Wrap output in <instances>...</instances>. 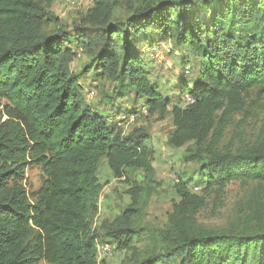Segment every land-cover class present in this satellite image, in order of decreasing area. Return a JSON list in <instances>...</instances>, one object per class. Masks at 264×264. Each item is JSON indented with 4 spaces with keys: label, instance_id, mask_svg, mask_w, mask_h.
<instances>
[{
    "label": "trees",
    "instance_id": "trees-1",
    "mask_svg": "<svg viewBox=\"0 0 264 264\" xmlns=\"http://www.w3.org/2000/svg\"><path fill=\"white\" fill-rule=\"evenodd\" d=\"M52 2L0 0V264H99L104 244L132 254L133 264H264V225L212 232L198 224L207 197L220 209L234 182L256 184L246 206L264 207V125L253 148H219L243 110V95L264 94V0H137L127 4V18L117 17L118 0H94L73 29L46 10ZM51 25L54 32L46 33ZM144 41H172L188 51L178 102L152 82ZM78 50L98 77L142 103L126 114L140 118L146 108L148 117L163 120L170 113L169 145L200 146L192 156L201 163L198 179L176 184L165 228L135 225L146 191L141 180L118 218L92 226L101 161L116 179L141 172L151 180L153 148L144 129L126 136L114 115L86 104L71 69ZM185 94L193 104H185ZM32 167L42 174L34 196L23 186Z\"/></svg>",
    "mask_w": 264,
    "mask_h": 264
},
{
    "label": "rangeland",
    "instance_id": "rangeland-1",
    "mask_svg": "<svg viewBox=\"0 0 264 264\" xmlns=\"http://www.w3.org/2000/svg\"><path fill=\"white\" fill-rule=\"evenodd\" d=\"M136 1L118 0L117 17L122 15L127 18L129 16L127 4ZM93 6L94 0H53L46 6V10L57 18L60 24L73 29L83 25L82 20ZM54 29V25H51L45 29V32L52 33ZM140 46L143 56L148 58L147 69L152 82L158 85L164 96L172 98L174 103L178 102V97L175 98L180 87L178 78L186 74L182 60L189 55L188 51L176 48L172 41H144ZM91 64V58L78 50V56L75 57L71 67L73 74L79 78L86 104L104 116L114 115L119 123L122 114L138 109L142 103L139 104L134 100L129 89L119 91L121 86L118 85L116 88V84L98 77ZM187 77L192 78L191 74ZM188 84L191 86L192 81H188ZM243 100V110L233 117L220 144L219 148L223 151L253 148L263 136L264 94L251 90L243 95ZM122 128L126 136L138 128L149 133L153 148L152 179L147 180L145 174L141 172L131 175L128 181L116 179L108 167L107 160L103 159L98 173V181L102 189L97 200L98 210L90 218L92 226L100 228L102 223L113 222L118 218L132 202L128 192L137 185V180H141L146 185V191L140 200L143 211L136 214L135 225L148 223L165 228L169 224L168 216L173 211V203L177 200L173 180L179 183L186 179H198L201 163L193 160L192 156L197 154L200 146L191 143L184 148L174 149L169 145L168 141L174 130L170 113L163 120L158 119L157 116H140L137 122L129 126L123 125ZM41 183L42 174L38 167H32L25 172L23 186L31 196L36 194ZM255 187L256 184L252 182L230 184L226 188L225 198L218 202L220 209L214 196L207 197L206 208L198 214V224L212 232H222L230 228L242 229L250 223L254 226L264 225V207L253 203L255 208L249 210L246 206L251 200L250 194ZM191 189L199 194L202 193L201 189L194 186ZM138 245L142 252L145 245ZM111 247L113 249L111 256L103 258L99 264H133L132 254L127 256ZM98 258H101L99 251Z\"/></svg>",
    "mask_w": 264,
    "mask_h": 264
},
{
    "label": "built area",
    "instance_id": "built-area-1",
    "mask_svg": "<svg viewBox=\"0 0 264 264\" xmlns=\"http://www.w3.org/2000/svg\"><path fill=\"white\" fill-rule=\"evenodd\" d=\"M183 99H184L185 104H193L194 103V99H192L191 96L188 94L186 96H184ZM141 112L143 115H147L146 109H143ZM138 117H139L138 114H122L120 120H118V121H120L119 126L122 128L123 125L129 126L131 124H134L137 121ZM176 183H178V182L173 180L174 186H176L175 185ZM98 251L101 254V258H99V262H100V260H102L103 258L110 257L112 252H113V249H112L111 245L104 244V245L98 246Z\"/></svg>",
    "mask_w": 264,
    "mask_h": 264
},
{
    "label": "clouds",
    "instance_id": "clouds-1",
    "mask_svg": "<svg viewBox=\"0 0 264 264\" xmlns=\"http://www.w3.org/2000/svg\"><path fill=\"white\" fill-rule=\"evenodd\" d=\"M143 109H146V108H143ZM143 109H142V110H143ZM142 110H141V111H142ZM146 111H147V110H146ZM124 114H126V113H124ZM133 114H135V113H133ZM141 114H142V112H141ZM138 115H140V114H138ZM142 115H143V114H142ZM147 115H148V114H147ZM147 115H143V116H147ZM138 119H139V117H138ZM138 119H137V120H138ZM136 122H137V121H136Z\"/></svg>",
    "mask_w": 264,
    "mask_h": 264
}]
</instances>
